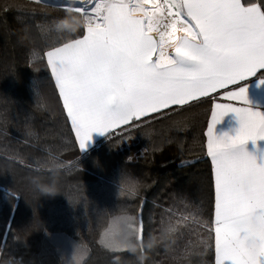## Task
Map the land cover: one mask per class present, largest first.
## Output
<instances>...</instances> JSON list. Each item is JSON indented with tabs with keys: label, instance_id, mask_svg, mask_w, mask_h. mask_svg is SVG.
I'll list each match as a JSON object with an SVG mask.
<instances>
[{
	"label": "trees",
	"instance_id": "obj_1",
	"mask_svg": "<svg viewBox=\"0 0 264 264\" xmlns=\"http://www.w3.org/2000/svg\"><path fill=\"white\" fill-rule=\"evenodd\" d=\"M4 13L0 264H214L209 103L82 153L44 52L96 21L39 0H0Z\"/></svg>",
	"mask_w": 264,
	"mask_h": 264
},
{
	"label": "snow or ice",
	"instance_id": "obj_2",
	"mask_svg": "<svg viewBox=\"0 0 264 264\" xmlns=\"http://www.w3.org/2000/svg\"><path fill=\"white\" fill-rule=\"evenodd\" d=\"M239 2L244 5V0ZM78 3L79 11L90 13L97 23L103 22L104 13L113 4L133 21L127 34L112 43L86 32L76 48L63 50V58L75 61L82 76L94 81L90 104L77 103L70 114L65 107L70 89L61 88L54 67L50 68L79 150L85 149L94 130L103 132L110 127L114 133L132 131L204 101L210 105L209 117L215 124L227 111L217 97L239 106L233 109L241 116L238 141L264 137V111L251 106L249 85L244 83L256 77V86H264V0H255L253 6L243 9L234 0ZM6 19V13L0 14V23ZM217 73L232 82L207 91ZM209 135L210 127L205 139ZM246 162L255 166L252 157ZM10 192L13 198L19 195L17 190Z\"/></svg>",
	"mask_w": 264,
	"mask_h": 264
},
{
	"label": "crops",
	"instance_id": "obj_3",
	"mask_svg": "<svg viewBox=\"0 0 264 264\" xmlns=\"http://www.w3.org/2000/svg\"><path fill=\"white\" fill-rule=\"evenodd\" d=\"M234 2L243 9L245 5L253 6L255 0H244V5H240L239 0ZM132 22L131 17L113 4L104 13L103 22L87 24L81 37L88 32L112 43L117 37L127 34ZM81 37L69 39L44 52L48 68L54 67L61 88L70 89L65 96V107L70 114L77 103H91V90L95 86L94 81L82 76L75 61L69 62L62 56L63 50L76 48ZM211 79L207 91L232 82L223 78L221 73ZM256 80V77H251L244 82L249 85L248 99L252 107L264 111V86L258 88ZM216 99L225 103L227 111L215 124L208 116L204 130L205 137L211 128L205 147L213 178L214 264H264V137L258 135L255 141H238L236 136L241 127V116L233 109L239 106L230 104L227 98ZM211 108L215 113V105ZM111 132L110 127L103 132L92 131L90 139L85 142V149L80 151L86 153L98 147V141ZM247 157L254 158V167L246 162Z\"/></svg>",
	"mask_w": 264,
	"mask_h": 264
},
{
	"label": "rangeland",
	"instance_id": "obj_4",
	"mask_svg": "<svg viewBox=\"0 0 264 264\" xmlns=\"http://www.w3.org/2000/svg\"><path fill=\"white\" fill-rule=\"evenodd\" d=\"M41 1V0H39ZM49 1H52V2H55L56 0H49ZM57 3H66V4H70L72 6H69V5H63L64 7H68V8H71V9H75V10H78L79 11V8H80V5L78 3V0H58ZM32 38V36H31Z\"/></svg>",
	"mask_w": 264,
	"mask_h": 264
},
{
	"label": "water",
	"instance_id": "obj_5",
	"mask_svg": "<svg viewBox=\"0 0 264 264\" xmlns=\"http://www.w3.org/2000/svg\"><path fill=\"white\" fill-rule=\"evenodd\" d=\"M42 2H45V3H48V4L60 5V6H63V5H69V6H72V5H70V4H66V3H54V2L49 1V0H42Z\"/></svg>",
	"mask_w": 264,
	"mask_h": 264
},
{
	"label": "bare ground",
	"instance_id": "obj_6",
	"mask_svg": "<svg viewBox=\"0 0 264 264\" xmlns=\"http://www.w3.org/2000/svg\"><path fill=\"white\" fill-rule=\"evenodd\" d=\"M58 2V1H57ZM57 2H54V3H57Z\"/></svg>",
	"mask_w": 264,
	"mask_h": 264
},
{
	"label": "built area",
	"instance_id": "obj_7",
	"mask_svg": "<svg viewBox=\"0 0 264 264\" xmlns=\"http://www.w3.org/2000/svg\"><path fill=\"white\" fill-rule=\"evenodd\" d=\"M42 1V0H41ZM99 146V145H98Z\"/></svg>",
	"mask_w": 264,
	"mask_h": 264
}]
</instances>
